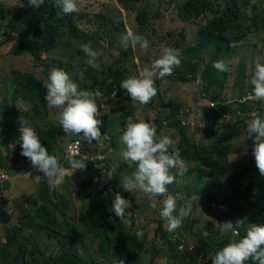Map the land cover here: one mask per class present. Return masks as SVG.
Segmentation results:
<instances>
[{
  "label": "trees",
  "instance_id": "1",
  "mask_svg": "<svg viewBox=\"0 0 264 264\" xmlns=\"http://www.w3.org/2000/svg\"><path fill=\"white\" fill-rule=\"evenodd\" d=\"M142 1L144 0H119V2L123 4L124 8L128 11L134 9L136 6L139 7L137 4L141 3ZM20 2L28 7L24 9L25 18L23 20V27L25 28L23 29V32L17 37L10 35L15 33L13 31L10 34L6 32L9 34L8 41L15 42L14 49L12 51L14 56L21 57L25 54H28L33 58L35 65L42 69L43 80L45 82L39 80V78L36 77L34 73L12 70L10 72V79H12L13 82L11 100L14 108H16L18 100L21 99L25 101L29 100V102L31 101V103L38 107L35 109H37V111H41L40 105L46 101L44 99L46 95V89L43 85L47 82L48 74L54 67L62 68L68 72L76 82L77 79H75V75L73 73L75 70L74 65L82 64V71L84 72L85 80H83L82 84L78 83V81L76 83L81 89L99 91L101 95L98 98L103 100L102 102L108 103V101L112 98L113 93L116 91H118L121 96L127 92L125 89L120 87V82L123 79L131 76L129 75L131 70L124 69L123 65L126 63V61H128L132 51H126L123 53V50H121L118 57H115L113 60L103 62L105 64L101 63L102 67L100 68H93L87 63L88 56L81 50V45L86 43H90L94 50L99 51L100 47H102V41H106L110 45L112 40V29L115 28L117 24H113L109 29L105 28L106 25L104 23V14H102L100 16H94L92 21H94L96 25L95 27H89V25L84 27L79 24V22L82 21L85 16H88L87 14L81 12L83 8H81L79 13L64 15L61 10L55 6L53 0H45L44 4L36 9L29 6L28 0H20ZM173 2L177 5L179 17L183 22L195 20L208 14L207 12L211 13V16H207L202 22L203 24H201L199 27L197 35L201 40L211 41L212 43L216 44V55L214 56L212 53L213 58L210 63L206 65V69L202 73L200 72V67L198 64L179 57L181 59V64L179 67L174 69L173 75L169 76V78L174 80V82L188 83L192 80L195 81L197 76L203 77V79H206V87H204L203 83V85H201L200 91L196 92V94L207 93L210 95L211 90L215 89V87L221 84V88L219 89L220 91L211 94V98L216 101H228L229 99L225 98L226 93H224L226 91V85L233 82H240V84H242L243 79L245 78L244 72L238 69L237 65L234 63V60H236V57H239L236 49L239 48V46H244L247 44L246 39L249 35L247 33L248 28H246L245 25L241 23L240 18L243 6L249 4L250 1L181 0L177 2L173 0ZM21 13H23V11ZM136 19L138 22V29L135 33L144 37L146 31L150 27L148 10L145 7L142 9L139 8L137 10ZM252 20L256 23V25H258L260 22H263L258 21L259 19L257 13L253 15ZM122 27H124V25H122ZM228 32L233 33L231 36H229L227 35ZM171 33L172 36L175 35V32H168L169 35ZM179 35L182 39L185 38L183 29ZM180 41L181 40L178 39V41H175V44L172 43L171 48L179 49ZM202 46L208 48L204 42H202ZM199 48H201V43H199L198 40L193 43L191 47L187 46V57L191 60L196 58V51ZM261 48L262 52H264V42L262 43ZM209 51L212 52L211 46ZM223 54L229 57L228 60L223 58V61L228 64L230 71L222 73L213 67V63L217 60H221ZM70 63L72 65H70ZM232 68H234V70H231ZM224 76L226 77V80ZM250 86L252 89H250L248 93H251L253 90V86ZM157 95H159V92H157ZM237 95L238 96L235 98H238L239 96L241 98L245 95V92ZM195 102L196 100L194 101V104ZM168 105H174L176 107L175 113H177L179 107L189 108L188 104L186 103L175 105L172 102L167 103L165 101H160V103L157 105L158 110L161 111V115H159L157 119V126L159 127L164 119H170L166 113V107ZM117 114L121 115L119 117L120 120L123 121L122 124H124L127 119L133 115V112L129 106H123L122 111H119ZM260 116L264 118V114ZM109 118L110 116L105 117V119ZM245 121L246 120H242L237 121L234 124L222 125L217 120L216 122L210 124L208 129H202L199 127L195 133L202 134L203 140H214V143L210 145L209 148L202 144H197L191 137V135L195 133H192L188 128H182L179 122H174L172 126L178 130L179 137L181 136L180 145L178 148L181 152L182 158L187 164H193L197 169H199L200 173H203L202 166L205 164L206 167L210 168L212 165L227 162L231 155V151L229 143H224V141H227L226 139L228 137V133H237L241 126L247 128ZM54 125L56 126L48 127L47 132L44 135L40 134L39 137L42 145L48 149L49 154L57 156L59 161H61L64 158L65 148L63 147L58 153L59 145L57 138L64 135L67 136L68 134L63 131L62 126L59 123ZM37 130L40 129L38 128ZM36 132L38 133V131ZM81 140L83 141L84 147L87 151L92 152L95 150L93 144L97 143V141L93 140L91 144H88L82 138ZM249 145H251V147L248 160L229 162V166H227L228 169L226 167L218 173H214V175L210 174L213 179L217 176H220L226 180L228 179L230 181V185L227 194L224 197H219L217 199L212 198L209 188L207 189L206 197H208L210 202L209 207L215 206L216 208H213L217 211L214 209L213 210L217 214L212 220H210L209 217L206 223H204L200 228L202 233V243L204 244L195 247L194 238L188 234L186 239L188 243L192 241L191 245L193 247V252L187 251V256L185 257L184 251L179 250L180 244L174 240V238L181 239L184 235L182 234V237L178 238L176 237L175 233H166L164 234V239H162L163 242L166 243H164L166 255L164 248L159 249L155 244H152V261L159 255H164L168 259H172L174 264H200L197 262V260H189V258L192 257L195 248L199 249L205 255L204 259L202 260L203 262L209 256L208 248L209 251L215 249L216 252L218 249L226 245L231 240V236L234 235L228 234L226 236H221L218 231V222L223 223L231 221L233 224H235L238 220L244 219L245 208L248 204H252L256 208H260L258 204H254V202H251L249 199L250 194L256 186L259 187L260 192L257 194V190L255 188L252 195L257 196V199L260 200V205L262 207L264 206V204H262L264 201V175H261L257 169L255 158L252 154L253 145L250 142ZM21 151L22 150L14 151L15 166H18L22 160L28 164V159L21 155ZM242 155L243 154H241V156ZM110 168L111 164L109 165L108 169ZM16 170L19 172L17 168ZM253 170L259 173L261 177L256 179L255 183L250 184L249 186L248 183L245 185L246 174L248 172H252ZM70 178H75V183L79 185L80 190L81 192H84V195H88V198L91 199L94 198L93 203L88 202L87 204L83 205V207L86 208L82 207L81 210L77 212L75 211V205L69 197V187L64 186L62 192L59 193L53 192L55 199H57V203H54V208L63 223L59 222L58 216L55 214L56 212H45V214H43L42 221L41 215L45 210L43 207L40 210V206L36 212V219L43 228L38 230V234H42L46 232V230L50 231L51 233H57L61 227L65 229L67 234H70V219L68 218V215L70 212H74V218H77L80 221V224L85 232L93 236L97 235L98 246L96 252L101 259L107 261L110 258H115L116 260H114L113 264H121V261H124V264H142L140 260V254L142 245L145 243V237L137 238L134 219L132 218V223H130L127 227L119 222L120 217H117L113 212L115 219L109 220V208L104 207V205H113L116 195L114 189L110 187L112 184V178L107 179L106 183H104L106 191L100 190L101 182L91 181L88 179L82 180V178L77 176L75 172L69 176L67 175L65 181ZM12 181L4 187L10 186V192H19L17 187L19 180L16 179L14 190H11ZM202 185L203 180L196 181L193 185V192L196 193L186 190L181 192L187 197L196 196L198 194L204 193L201 192ZM48 189L50 188L46 184L45 192H49ZM39 192L40 186L37 190L38 197H40ZM81 192L79 191L78 194L80 200H82ZM44 198L45 200L43 201V199L40 197L42 203L52 201L49 198V193H45ZM7 199V197L5 199L0 198V223L5 225L6 240H3V242L5 243L6 247L9 248L14 246V248H16L17 254L12 260L14 264H18L19 260H21V264H97V255L91 254L87 248H85L79 242L74 243V246L77 245L83 251L82 254H79V252L76 250H69L64 246L61 253L52 255L45 260H40V255H38V253H40L39 248L33 244L32 241H29L30 237L25 236L26 229L31 227L30 223L25 221L26 216L23 215L18 219V223L20 225L12 221L10 216L11 211L19 208H25L27 205L26 202L28 200L25 201V198H23L18 204V202L15 201L20 200V197H16L15 200H11L12 202H9ZM179 203L180 202H178V205ZM211 203L212 205H210ZM222 204L227 208L226 210L217 208V205ZM239 206H244V209H240ZM84 210L86 211V215L82 213ZM261 220L264 223V214ZM194 224L196 225L197 222L194 221ZM185 230L188 233L187 228ZM238 231H240V238H242L244 235H246L247 229L244 227V224H242ZM198 253L199 251L196 250L194 256H197ZM182 260L183 262H181ZM12 262L9 260L6 254L3 255V264H12ZM247 264H253V262L248 261Z\"/></svg>",
  "mask_w": 264,
  "mask_h": 264
},
{
  "label": "rangeland",
  "instance_id": "2",
  "mask_svg": "<svg viewBox=\"0 0 264 264\" xmlns=\"http://www.w3.org/2000/svg\"><path fill=\"white\" fill-rule=\"evenodd\" d=\"M177 2L181 0H175ZM242 1V0H240ZM249 4L244 5L241 11V18L240 21L242 24L245 25L246 28H248L247 33L251 34L253 36H256V42L254 47L255 57L258 59V63L261 59H264V52L262 51L261 45L264 42V0H249ZM81 12L84 14H87L88 16H85L82 21L79 22L81 26L87 27H95V23L93 20L94 16L102 15L104 14V23L105 28L109 29L113 24H117L115 28L112 29V40L111 44L109 45L106 41H102L100 47V51L103 53V55L99 56L97 58V63L99 64V68L102 67V64H105L103 62H107L108 60H113L115 57H118L119 52L123 50L122 52L125 53L126 51H132L131 56L129 57L128 61L123 65L124 69L131 70V73L129 75H138V71L142 69L143 67H150L152 62L155 59L160 58L161 56V50L166 47H171L172 43L175 44V41H178V39L181 40L182 45H186L190 40L192 39V33L196 32L197 24L202 23L207 16H211L210 12H207L208 14L201 16L195 20L189 21L187 23L189 24L190 28L187 29V36L188 39L186 41H183L181 36L179 35L182 31V28L184 27L185 23L181 20L179 17V11L177 5L173 2V0H144L141 3L137 4L132 10H127L124 8V5L119 2V0H79ZM145 7L148 10L149 15V22L150 27L146 31V34L144 35V38L149 42V47L147 50L142 51L139 46H137L135 49H133L131 46L125 50L121 47L119 40L122 34L126 32V30L131 29L134 33L138 29V22L136 19L137 16V10L140 8L142 9ZM26 7L20 0H0V164L3 165L6 162V158L9 154H14V149L16 150H22L21 149V141L19 140V128L20 118L26 119L31 126L38 131L37 135L45 134L48 130V127L50 126H56L54 124H58L59 121L57 120V114L58 109L55 108H49L47 105V102L45 101L40 105L41 111H37L38 108L36 105L29 102V100H26V102L19 107V110L14 108L11 100V94L13 92L12 88V79L10 76V72L12 70H20L22 72H31L36 75V77L39 78V80H43V71L41 68H38L37 65H35V62L33 58L25 54L21 57L14 56L12 51L14 49L15 42L8 41V35L13 31L15 33L10 34L13 37H17L20 35V33L23 32V20L25 18L24 15V9ZM23 11V13H21ZM87 11V12H84ZM257 13L258 14V21H263L256 23L252 20L253 15ZM90 20V22H89ZM124 25V27H122ZM9 34H7V33ZM168 32H175V35L172 36V33L169 35ZM233 32H228L227 35L231 36ZM185 35V34H184ZM186 38V35H185ZM105 40V36H104ZM248 40V39H246ZM198 42H204L208 48L210 49V46L212 48V53L214 56L216 55V44L212 43L211 41L207 40H201L198 38ZM246 46V45H245ZM245 46H239L237 48V54L241 55L243 54V48ZM225 48V47H224ZM101 57V62H100ZM225 58V60H228V56L222 57ZM231 61V58H230ZM102 63V64H101ZM109 64V63H106ZM257 64V63H256ZM70 65H72L70 63ZM255 66V65H254ZM251 66L250 70H253V72L250 74V76L244 80H246V83L238 84L237 86L233 87V85H229V87H226V93L225 98L234 99L237 97V94H242L247 89V86H250V80L251 76L254 73L255 67ZM75 73L74 75H77L76 78H78V81L80 84L83 83V80L79 78V73L82 72L83 66L82 64L74 65ZM93 74V73H92ZM168 77V76H167ZM225 77V76H224ZM226 80V77H225ZM45 82V81H44ZM240 83V82H236ZM242 85V86H241ZM178 86H182V84L178 83ZM191 86V85H188ZM156 87L157 91L160 90V79H156ZM204 87H206V82H204ZM168 90H171V87L168 85ZM173 89L175 92L178 93L179 89L177 87V84L173 86ZM193 89V85H192ZM219 89V88H218ZM213 94V92H210V95ZM224 95V94H223ZM235 95V96H234ZM234 96V97H232ZM130 97V96H129ZM195 97V96H194ZM4 99H7L6 103L3 102ZM156 97H154L151 101H153V104L149 103L145 105L142 113L141 119H150L152 118V111L158 109L157 105L159 100H157ZM157 103H156V102ZM101 103V104H100ZM97 104L100 107L101 115L98 117V119H105V116H111L112 118L108 119L107 121H104L103 125H100V131H102L104 128H108L109 130L113 131L114 133H122L120 128L118 127L117 122L119 121V124L121 126V129H125L126 125L132 120L135 119L136 114L135 113L133 118L128 119L124 124L122 120H116L114 114H117L119 111H122L123 105L122 103H115L114 101L110 103H104L99 98H97ZM138 104V102H137ZM139 105V104H138ZM2 106L4 109H2ZM105 106V108H103ZM137 107L134 104L132 107ZM133 107V108H134ZM139 107V106H138ZM190 109L194 107V98L193 101L188 105ZM114 108V109H113ZM118 108V110H116ZM134 108V109H135ZM141 108V107H140ZM132 115V116H133ZM116 120V122H115ZM53 123V124H52ZM40 130H37V129ZM219 129V128H217ZM42 130V131H41ZM219 131V130H218ZM101 141H106V133H101ZM122 135V134H121ZM220 136L219 134H217ZM175 138H178L179 135H174ZM158 137H160V133L158 134ZM192 139L197 144H202L204 146H207L209 148L210 145L214 143V140H203L202 134L195 133L191 135ZM73 139H81L80 137L68 134L67 136H61L57 138V142L59 145V150H62V148L66 147L67 143L70 140ZM175 145L179 147L180 140H173ZM229 143L231 155L228 158L227 162H223L221 164H215L212 165L210 168L206 167V164L202 166L203 173L199 172V169H197L193 164H187L188 166V172L183 176H177L174 183L171 185H168V190L172 194L176 193H182L181 191L186 190L189 192H193V185L196 181L203 180L202 185V191L204 192L202 194L196 195V200L192 204V211L191 214L186 217L183 220V223L180 228L176 229L173 232L167 231L166 228V221L160 218L159 211H160V201L162 198H157L158 206L156 209H152L150 207V203L147 200V197L144 196L141 193L138 192H132L128 193L123 190V188L120 186V179L123 175H130L132 171L135 170V165L129 167L128 164H126L122 157H121V148L123 147L121 143L116 140L115 145L112 147V150L108 152V154L112 157V165L116 164L118 165L116 171L114 172V175L111 180V185L114 189L115 194L119 193L122 195L125 199L129 200L131 203V207L129 209H126L125 212V219L122 220L120 218L119 222H121L124 226H129L130 223H132V218L135 221V230L136 231H143L145 237V243L142 245L141 254H140V260L142 264H174V261L172 259H168L166 256H158L156 259L152 261V244H155L159 249L164 248V252L166 255V248H165V242H163L162 239H164V234L169 233L173 234L175 233L176 237L181 238L182 234L184 235L181 239H175V242H178L179 250L184 251V256H187V251H192V241L188 243L186 241V237L189 236L194 238L195 241V247L201 246L204 243H202V233L200 231V228L203 226L204 223L208 220L210 217V220H212L216 216V212L213 207H209V200L208 197H206L207 189L210 190V195L212 198H219L224 197L227 194V191L229 189L230 181L227 179H223L220 176H217L213 179V177L210 174L218 173L222 169H225L227 166H229V162L232 161H241V160H248L249 153H250V147L249 142L254 145V137L253 134L249 135V132L247 131V128H244L241 126L239 130L236 133V138L231 139L230 141H224V143ZM235 152H238L236 154ZM240 153H246L241 156ZM12 154V156H13ZM114 154V155H113ZM117 154V156L115 155ZM216 158V156H215ZM11 157L8 158V161H10ZM204 164V163H202ZM25 165V164H24ZM211 171H209V170ZM228 169V167H227ZM19 172L15 169L12 170L14 174V179L12 181L11 190H14L17 174H20L21 172H25L26 175L19 176L17 180L18 182V189L19 192L14 191L10 192V186L8 187H0V198L5 196L8 198L7 200L9 202H12L11 200H15L16 197H20V200L15 201L20 203L21 199L25 198L26 207L25 208H19L15 209L14 211H11L12 218L11 220L14 221L16 224L20 225L18 223V219L22 217L23 215L26 216L25 221L30 223V228L26 229L25 236L30 237L29 241H32L33 244H35L39 250L40 253V260H45L49 258L52 255L61 253L63 247H67L69 250H76L79 252V254H82L83 251L76 245L74 246V243L79 242L81 243L91 254H96V260L97 264H113L115 258H110L107 261H104L100 258V256L97 254L96 249L98 246V237L97 235L93 236L91 234H88L85 232L83 227L80 224V221L77 218H74V212H70L68 215L69 220V228H70V234H67L65 229L63 227L59 228L57 233H51L50 231L46 230V232L42 234H38V230L43 228L42 225L38 222L36 219V212L38 208L43 207L44 212L41 215V219L43 221V214L45 212L51 213L56 212L55 214L58 216V220L60 223H63L61 218L59 217L57 211H55L54 203H57V199H55L54 193L62 192L63 187L67 186L70 188V194L69 197L73 204L75 205V211L79 212L83 205L87 204L88 202L93 203V199L88 198V195H84V192H81L80 187L78 184H76L75 178L67 179L63 186L62 184L58 187H50L46 179H42L41 182L36 183L34 180V177L38 174L34 175H28L29 169H23L18 168ZM112 171V170H111ZM173 174L175 173V170H172ZM24 173V174H25ZM261 175L257 173L255 170L252 172H248L245 176V185L248 183V186L250 184L255 183L256 179L260 178ZM30 181V182H29ZM47 186L50 188L48 191L45 192V188ZM40 186V192L39 195L45 200L44 195L45 193H49V198L52 201H47L42 203L40 197L37 196V190ZM257 190V194L260 192L259 187H255ZM254 188V190H255ZM254 190L249 196V199L251 202H254V204H258L260 208H256L252 204H245L247 207L245 208V218L242 219L244 227L248 229L250 225L252 224H258L264 226L263 221L261 220L263 218L264 214V206L262 207L260 205V200H258L257 196L252 195ZM79 191L82 193V200L79 198ZM196 193V192H193ZM73 194V195H72ZM185 195V194H184ZM186 196V195H185ZM48 200V199H47ZM92 200V201H91ZM200 200V202H199ZM69 201V199H68ZM199 202V204H198ZM264 204V201L262 202ZM212 205V203L210 204ZM104 207L109 208V214L114 220V213L111 211L112 205L107 206L104 205ZM86 208V207H83ZM216 208V207H215ZM240 209H244V206H239ZM214 209V210H213ZM210 210V212H209ZM217 211V210H216ZM86 215V211L84 210L82 212ZM74 218V219H73ZM194 221L197 222V224H194ZM43 223V222H42ZM187 228V231L185 230ZM245 231V229H244ZM5 225L0 223V264H3V255H7L9 260L12 262V260L16 257V248L9 247L7 248L3 240H6L5 238ZM241 237V233L239 231V235H233L231 236V240L233 239H239ZM160 238V239H159ZM165 243V244H164ZM190 244V245H189ZM34 245V246H35ZM164 245V246H163ZM209 246V245H208ZM198 250L199 253L197 256H194L195 251ZM5 252V253H4ZM209 256L202 262L204 259V254L199 249H194V253L191 258H189L190 261L197 260L200 264H212V257L214 256L215 249H212L209 251ZM183 262V260L181 261ZM12 264H14L12 262ZM18 264H21V260L18 261Z\"/></svg>",
  "mask_w": 264,
  "mask_h": 264
},
{
  "label": "clouds",
  "instance_id": "3",
  "mask_svg": "<svg viewBox=\"0 0 264 264\" xmlns=\"http://www.w3.org/2000/svg\"><path fill=\"white\" fill-rule=\"evenodd\" d=\"M45 0H28L29 6L34 9L43 5ZM64 15L79 13L81 6L79 0H53ZM119 43L127 50L130 46H137L144 51L149 47V42L141 35H137L131 29L121 35ZM81 50L88 56L87 63L93 68H99L97 58L103 53L94 50L90 43L81 45ZM180 50L166 47L161 50V56L155 59L150 67H143L138 75L129 76L120 82V87L127 91L132 101L140 105H147L157 95L156 79H163L173 75L174 69L181 64ZM213 67L219 72L230 71L229 66L223 60H217ZM79 78L84 79V73H79ZM110 82V81H109ZM203 81L196 77L193 90L199 92ZM253 86L250 99L264 101V64L257 63L250 80ZM46 89L44 99L49 108L58 109L57 120L67 134L81 137L88 144L93 140L99 142L102 135L98 119L101 115L97 98L99 91L81 89L68 72L62 68H52L48 74L47 82L43 85ZM116 93H113V97ZM211 107H216L215 104ZM202 116V114H201ZM227 117V116H226ZM225 118V117H224ZM19 140L21 143V155L26 157L32 168L42 173L36 175V183L46 179L50 187L60 186L69 173V169L75 172L86 168L83 160L75 158L78 152L72 151L66 158L69 168L61 165L55 155H50L48 149L42 145L36 130L24 118L19 120ZM247 131L253 134V156L255 164L261 175H264V118L257 113H252V118L245 121ZM203 127V126H202ZM121 145V157L129 167L135 165V170L130 175H123L120 186L128 193L138 192L147 197L152 209L158 206L160 201V218L166 221L167 231L173 232L180 228L183 220L191 214L192 204L196 196L187 197L184 194H172L168 190L177 176H183L188 172L186 161L182 158L179 148L167 135L157 136V128L154 124L143 119L138 122H129L119 138ZM118 165H112L115 172ZM172 170H175L173 174ZM28 175H32L28 173ZM178 202L179 205H178ZM131 207L129 200L117 193L112 209L117 217L125 219L126 209ZM112 220V217H109ZM243 221L235 224L231 221L219 223L218 231L221 236L228 234L239 235L238 229ZM143 231H137V238L143 237ZM176 239V238H175ZM264 264V226L252 224L246 231V235L239 239L230 240L222 248L218 249L212 257V264ZM124 264V261H121Z\"/></svg>",
  "mask_w": 264,
  "mask_h": 264
},
{
  "label": "built area",
  "instance_id": "4",
  "mask_svg": "<svg viewBox=\"0 0 264 264\" xmlns=\"http://www.w3.org/2000/svg\"><path fill=\"white\" fill-rule=\"evenodd\" d=\"M115 93L116 95L114 97L112 95V98L108 101V103L111 104V102L113 101L115 103H121V101L127 95V92L122 96L120 95V93H118V91H116ZM250 95H252V93H248L246 96L237 100L216 101L213 100L207 93H197L194 108L190 109L187 107H179L177 113H175L176 107L174 105H168L166 107V113L170 117V119H164L160 124V127L157 126V119L159 115H161V111H159L158 109L152 111V118L148 119L147 121L155 125V127L157 128V136L162 131H178L175 127L172 126V124L176 121L180 123L182 128H188L192 133H195L199 127L202 129H208L209 125L213 122H216L217 120L222 125L234 124L237 121L252 118V113L254 112L259 115L264 114V101L250 99ZM213 104H215L216 107H211V105ZM103 108H105V106H103ZM250 109L251 111L249 112ZM105 140L106 141L100 140L99 142L93 144L95 150H93L92 152H89L85 149L83 141L81 139L70 140L65 147L64 158L60 161L62 166H64L65 168H69L66 162L67 156L72 151L78 152V155H76L75 158L78 160H83V162L86 164V168L83 170L78 169L75 171V173L77 174V176L81 177L82 180L88 179L91 181L101 182V191H106L104 183H106V180L112 178L114 175V172L111 171L112 168L108 169L109 165L111 164L109 158L110 155L108 154V152L112 150L113 142L107 134ZM15 150L16 149H14V151ZM12 154H9L7 156L6 162L3 165L0 164V187L6 186L14 179L12 170L16 168L29 169L28 172L32 175H43L42 173L37 172L36 169L32 168L29 160L28 164L25 163L24 160H22L20 161L18 166H15V155L13 154L12 156ZM9 157H11L10 161H8ZM70 174H72L71 169H69L68 176ZM3 198L5 199L6 197L4 196ZM217 208H220L221 210L227 209L223 204L217 205ZM10 216L12 218L11 212Z\"/></svg>",
  "mask_w": 264,
  "mask_h": 264
},
{
  "label": "crops",
  "instance_id": "5",
  "mask_svg": "<svg viewBox=\"0 0 264 264\" xmlns=\"http://www.w3.org/2000/svg\"><path fill=\"white\" fill-rule=\"evenodd\" d=\"M184 23H185V25H184V27L182 29H183V33L186 35V38H184L182 40L183 41H186L188 39V36H187V32L186 31H187L188 28H190V25L189 24H192V23H187V22H184ZM201 24H203V23L197 24L196 32L192 33V39L190 40L191 42H189L186 45H182L181 44V41H180V44H179L180 45V48H179V50H180V57L185 58L188 61H192V62L198 64L199 67H200V72L202 73V72L205 71L206 65H208L210 63V61L212 60V58H213L212 52H210L207 47H203L202 46V42H201V48H199L196 51L197 57L193 59L194 61L191 60V59H189L187 57V55H186V47L187 46L191 47V45L198 40L197 32H198L199 27L201 26ZM247 39H248L247 40V44H246V46L244 45L245 47L243 48V54L239 55V57H236L235 58L236 60H234V63L237 65L238 69L239 70H242L244 72V77L245 78L246 77L248 78L250 76L251 72H253V70H250V67L251 66H254V65H256V63H258V59L254 55L255 54L254 47H255V42H256V36H253V35L249 34L247 36ZM223 56H224V54H223ZM100 62H101V57H100ZM259 63L260 64H264V59H261L259 61ZM231 70H234V68H232ZM73 73H75V70L73 71ZM76 76L77 75H75V79H77L76 80V82H77L78 81V78H76ZM200 78H201V80L203 79V77H200ZM202 81L204 83L206 81V79H203ZM78 83H79V81H78ZM175 83L177 84V87L179 89L178 93L175 92L174 89H173V86L175 85ZM178 83L179 84H182V86L181 87L178 86ZM203 83H202V85H203ZM244 83H246V80L243 81V85H244ZM193 84H194V80H192L191 82H188V83H181V82H174V80H171L169 78V76L168 77L166 76L163 79H160V90L157 91V92H159V95H156L155 97L157 98V100H159L158 102H160V101H165L167 103L168 102H172L175 105L176 104L177 105H180L182 103H186V104L189 105L191 103V101H193V98H194V101L196 100V95H197L196 92L192 89V85ZM238 84H240V83L233 82V83H229L228 85H226V87H229V85H233V87H235ZM168 85L171 87V90H168L167 89ZM188 85H191V86H188ZM220 85H218L217 87H215V89L211 90L213 92V94L215 92H217V91H220L219 90L221 88ZM0 87H1V85H0ZM250 89H252L251 86H247V89L245 90V95L244 96L247 95V93H248V91ZM10 94H11V92H10ZM239 98H240V96L238 98L230 99L228 101L237 100ZM6 101H7V99H4L3 100L4 103H6ZM101 101H103V100H101ZM25 102H26L25 100H21V99L18 100V102H17V110H19V107L22 106ZM121 103H122L123 106H126V107L129 106V108L132 110V112H133L134 115H135V113L139 112V113L136 114L135 119L132 120L133 122H138L139 120H141L142 114H144V113H142L143 110H141V109H144V107H146L145 105H140L139 103H138L139 104L138 105L137 102L131 100V97H129L128 94L121 101ZM150 103L153 104V101H151ZM133 104L135 106H137L136 108L133 106L135 109L132 107ZM121 108H123V107H121ZM2 109H4L3 106H2ZM116 110H118V108ZM134 115L133 116H130L128 119L133 118ZM114 116H115V119L116 120L117 119L120 120V117H119V116H121L120 114H117V115L114 114ZM110 118H112V115L110 116ZM107 120L108 119H101V121H102V124L101 125H103L104 124V121H107ZM116 120H115V122H116ZM143 120L147 121V119H143ZM117 124H118V127L120 128L119 131L123 132V129H121V126L119 124V121L117 122ZM101 133H106L111 138V140L113 142V146L115 145L116 140H118V142L120 143L119 138H120V136H121L122 133H114L113 131L109 130L108 128H104L101 131ZM176 134H178V131H176V130H167V131L160 132V137H163V136L167 135L172 140H178V139L180 140L181 139V136L178 137V138H175L174 135H176ZM250 134L251 133H249V135ZM234 138H236V133H228V137H227L226 140L227 141H230L231 139H234ZM235 153L238 154V152H235ZM240 154H246V153H240ZM115 155L117 156V154H115ZM112 157H113L112 155L109 157L110 158V161H111V168H112ZM24 173L25 172H22L20 174H17V178L19 176L26 175V173L25 174Z\"/></svg>",
  "mask_w": 264,
  "mask_h": 264
}]
</instances>
